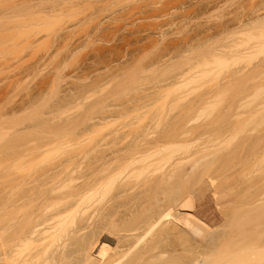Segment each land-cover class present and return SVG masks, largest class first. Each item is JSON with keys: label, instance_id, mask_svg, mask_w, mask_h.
Segmentation results:
<instances>
[{"label": "bare ground", "instance_id": "bare-ground-1", "mask_svg": "<svg viewBox=\"0 0 264 264\" xmlns=\"http://www.w3.org/2000/svg\"><path fill=\"white\" fill-rule=\"evenodd\" d=\"M42 1L45 0H39ZM47 1L72 3V0ZM158 1L154 0L153 7L161 2ZM51 14H45L49 15L45 17L46 21L38 22L36 19L37 24L32 29L49 26L52 21L47 19L54 15ZM31 23L35 24V20ZM26 31H22L21 35L24 32V35L27 34ZM220 33L226 38L237 39V42L244 37L247 39L236 44L233 41V45L228 43V48L227 43L209 45V61L196 64V70L209 64L218 67L217 70L222 67L231 69L230 72L228 68L224 71L227 75L220 79V84L216 83L218 86H214L215 89L205 88L209 94L212 89L216 99L221 98L218 94L223 90L226 93L239 90L242 79L246 82L254 79L253 68L264 64L263 57L261 61L257 60L258 64L252 58V53L256 54L259 48L264 50V14L257 13L248 19H241L233 26H226ZM194 38L200 43L202 36L198 34ZM205 39L208 41L211 35L207 33ZM257 39L260 42H255ZM191 41L184 42L189 46H185L186 50L177 47L179 53L181 49L183 53H189V49L192 53L193 50L199 51L198 47L193 48L195 42ZM169 52L167 55H171ZM165 55L157 58L159 63L174 60ZM177 56L180 57L178 53ZM248 57L252 59L249 61ZM244 60L248 61L247 65ZM154 62V66L162 65ZM241 62L244 65L241 66ZM110 65L106 69L109 71L112 67L110 71L114 70ZM150 65L153 66L152 63ZM176 72L167 84L181 89L199 78L201 71L194 76ZM245 72L253 74H245V78L242 75ZM239 76H243L241 85ZM158 86L155 89L157 94L159 91L167 95L175 88H164L166 83ZM214 90L218 92L216 96ZM208 93L200 96V92L194 97L196 100L181 95L186 102L191 99L192 103L187 105L182 100L180 104V96L177 103L184 107L181 111L190 110L187 109L190 106L193 111L192 108L199 107L202 98L204 101L209 98L212 106L208 99L204 104L213 109L215 98L210 100ZM244 95L246 99L241 95V101L236 99L231 107L243 100L242 106H236L245 107L243 105L248 103L245 101L249 96ZM255 95L253 97H257ZM254 102H249V108L253 106V111L256 108L255 112H259L260 109V113L264 114V111L261 112L263 105V108H257L262 103L257 101L256 105ZM105 109L112 112L115 105L105 104ZM181 114L179 112L178 116L173 114L155 121L133 122L132 125L140 129L139 133L116 148L104 140L89 150L53 149L40 152V156L29 153L28 157L26 154V161L21 158L23 161L20 164L24 165L10 168L4 189L6 194H0V264H264V136L259 134L264 132L238 136L243 130L238 131L237 128L238 114H235L236 122L232 120L225 124L220 119H201L199 115L197 118L182 119L181 116L186 113ZM220 128L224 130L219 133ZM34 161L38 165H44L46 161V168L41 167L44 175L42 182L36 178L37 173L34 175L33 170H37ZM38 188L44 192L47 190L43 196L48 200L45 199L47 205H37L31 196L32 191Z\"/></svg>", "mask_w": 264, "mask_h": 264}, {"label": "rangeland", "instance_id": "rangeland-1", "mask_svg": "<svg viewBox=\"0 0 264 264\" xmlns=\"http://www.w3.org/2000/svg\"><path fill=\"white\" fill-rule=\"evenodd\" d=\"M160 1L153 7L154 0H72V3L59 1L52 3L47 0L42 2L39 0H0V194L5 193L10 168L13 169V166L18 164L24 165V163L20 164L21 158L27 160L28 158L24 156L29 153L33 156L34 153L39 154L53 149L59 151L89 150L104 140L116 148L124 140L130 141L139 133L140 129L132 125L133 122L166 119L173 114L178 116L177 113L182 112V114H187L185 116L181 114L182 119L197 118L199 115L201 119L204 117V119L209 117L215 121L220 119L223 124L236 120L238 117V131L241 128L244 130H240L243 133L239 132L238 136H250L252 133L257 135L261 131L264 132V114L260 113V109L259 112L258 110L255 112L256 108L253 111L252 104L250 108L248 105L249 102H254L253 99H257V103H262L257 108L264 106V94L262 95L264 64L262 62L263 65L259 66L260 68L258 66L253 68L255 71L258 69L254 71V79L249 78L250 80L247 79L249 81L246 82L243 76L246 78L247 73H243L241 77L245 81V83L242 81L243 85L240 83L241 75L238 77L243 91H240V88L234 92L228 86L231 92L226 93L224 92L226 90H223L224 93L219 92L218 94L222 99L220 97L216 99L217 89L214 90L216 98L213 97L211 90L220 84L222 77H226L227 74L224 71L228 67L226 69L222 67L221 72L222 69L217 70L218 67L215 68L209 64L208 67L196 70L198 69L196 64L209 61L211 54L208 51L210 50L209 45L213 47L227 43L228 48V43L233 45L247 39L244 37V40L237 42V39L226 38L220 32L226 26H233L241 19H248L257 13L263 15L264 0ZM49 13L55 15L51 14V18L47 19L52 21L50 25L49 22L47 23L49 26L43 22L45 25L43 28L32 29L37 24L36 19L46 21L45 17L49 15L45 14ZM33 20L35 24H30ZM22 31L31 33L24 35V32L21 35ZM207 33L211 35L208 41L205 39ZM198 34L202 36L200 43L199 40H196L197 42L194 40L196 39L194 36ZM187 40H193L195 42L193 48L198 47L199 51L193 50L192 53L189 49V53L186 51L183 53V50L189 47L184 43ZM257 41L260 42V39L255 42ZM173 45L179 49L184 48L180 53L186 56H182L179 49L176 50ZM259 49L258 51H261V48ZM258 51L257 55L252 53V58L255 60L252 61L256 64L261 61L262 57L264 58V53L261 54L264 50ZM167 52L171 55H167ZM164 53L169 58L173 57L174 60L169 61L168 59L169 62L165 61V64L159 63V56L161 57ZM258 56L261 57L258 59ZM199 57L202 60L198 61ZM252 58L247 59L250 61ZM154 61L162 65L155 64L154 66ZM116 62L120 63L119 67L116 66ZM242 62L240 65H244ZM247 62H244L245 65ZM151 63L153 66L150 65ZM107 64L113 65L115 69L110 71L112 68L110 67L108 71ZM183 69H186L184 72L189 73V76L190 74L194 76L197 71H201L200 77L193 80L195 83L192 81L185 85L186 87H180L181 89L177 85L167 84L173 79L171 75L174 72H183ZM215 70L214 73H216L215 76L218 74V79H216L217 76L216 78L212 76ZM230 70L228 68L227 71L230 72ZM248 73L249 76L250 73L253 74V72ZM217 80L219 81L216 82ZM165 83L164 88L175 86L174 92L172 93V90L169 91L171 94H167L169 97L164 92L158 91L157 94L155 91L158 85ZM207 87L212 88L211 94L208 93L209 91L206 92ZM259 87L263 88V90L260 89L261 93ZM255 91L261 94L260 98H257L259 95H255ZM200 92V96L208 93L207 97L209 96L210 100L215 98L212 101L213 105L215 104L213 109L209 104H204L207 99L209 101V98L204 101L201 97L202 102L198 97L199 107L197 105V108H192L193 111H191L190 106L187 108L190 110L181 111L184 109L182 105L180 106L181 101L184 100L182 96L192 99L196 98ZM244 94L249 96L245 101L248 102L246 104L248 107L245 104L243 105L245 107L236 106L244 101L239 102L242 99L241 95L244 96L243 99H246L247 96ZM254 95L257 97H253ZM179 96L182 97L181 100L178 98L180 104L177 103ZM238 98L239 103L231 107V104H234L233 102H236ZM190 101L188 102L191 105ZM188 102L185 101V104L188 105ZM256 102L253 104L257 105ZM196 103L193 105L196 106ZM200 103H203L202 106ZM105 104H113L115 109L107 112ZM234 107L238 109L235 110ZM263 111L264 109H261V112ZM234 112L238 114L237 117L233 114L235 118L232 115ZM247 120L251 122L248 124ZM223 130L220 128L218 132ZM259 134L264 136L263 133ZM33 163L28 162L29 165H34ZM40 165L35 163L37 170L33 171L34 175L37 173L36 178L38 177V180L42 182L44 175L41 173L43 172L41 167L46 166V161L44 165ZM41 191L39 188L35 189L31 196L35 198L37 205L40 203V206L42 203L44 206L47 199H43V196L47 190L42 191L43 195Z\"/></svg>", "mask_w": 264, "mask_h": 264}]
</instances>
